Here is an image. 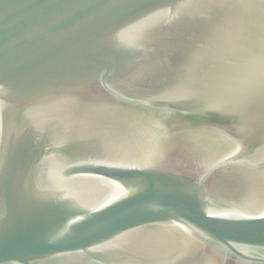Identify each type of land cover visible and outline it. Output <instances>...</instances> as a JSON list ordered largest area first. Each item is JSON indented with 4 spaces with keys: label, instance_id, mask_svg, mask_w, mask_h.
I'll list each match as a JSON object with an SVG mask.
<instances>
[{
    "label": "water",
    "instance_id": "1",
    "mask_svg": "<svg viewBox=\"0 0 264 264\" xmlns=\"http://www.w3.org/2000/svg\"><path fill=\"white\" fill-rule=\"evenodd\" d=\"M0 264H264V0H0Z\"/></svg>",
    "mask_w": 264,
    "mask_h": 264
}]
</instances>
